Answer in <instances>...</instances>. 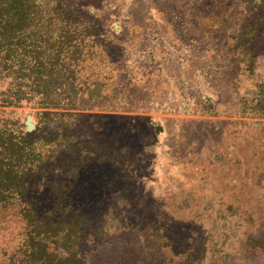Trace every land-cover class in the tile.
I'll return each mask as SVG.
<instances>
[{
  "label": "rangeland",
  "instance_id": "374dc122",
  "mask_svg": "<svg viewBox=\"0 0 264 264\" xmlns=\"http://www.w3.org/2000/svg\"><path fill=\"white\" fill-rule=\"evenodd\" d=\"M19 3L0 264H264V0Z\"/></svg>",
  "mask_w": 264,
  "mask_h": 264
},
{
  "label": "trees",
  "instance_id": "16d2710c",
  "mask_svg": "<svg viewBox=\"0 0 264 264\" xmlns=\"http://www.w3.org/2000/svg\"><path fill=\"white\" fill-rule=\"evenodd\" d=\"M8 9V12L4 14L3 16H0V42L2 44H6L7 39L14 34V32L21 29L22 25H28V23L31 21L30 17L25 16L23 7L19 3V0H7L5 4L0 5V9L5 8ZM37 42H42L41 40H38ZM33 49V52L35 55L32 56V63L33 65L30 66V68H24L23 64L22 69L18 73L17 77V91H22L25 87L29 90V93L32 94H40L39 88H40V80L38 78V72L40 69V63L38 62V57L36 56L37 52L36 49L38 45L36 44L35 40H31L29 46ZM49 50H52V48H49ZM27 56V55H25ZM48 58V57H47ZM42 67V65H41ZM28 71L29 74L23 75V71ZM31 81V82H30ZM30 82V83H29ZM31 98H34V96ZM41 105H44L47 108L55 107L54 100L50 94L48 96L44 97L40 103ZM68 107V106H67ZM5 170H8L9 172H12L14 169V166H4Z\"/></svg>",
  "mask_w": 264,
  "mask_h": 264
}]
</instances>
